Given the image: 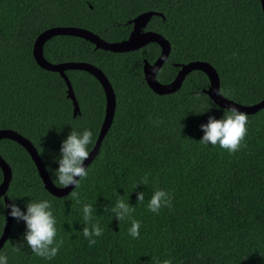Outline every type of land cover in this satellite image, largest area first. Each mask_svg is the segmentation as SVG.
I'll return each instance as SVG.
<instances>
[{
    "label": "trees",
    "instance_id": "obj_1",
    "mask_svg": "<svg viewBox=\"0 0 264 264\" xmlns=\"http://www.w3.org/2000/svg\"><path fill=\"white\" fill-rule=\"evenodd\" d=\"M145 11L156 13L142 30L160 33L169 45L155 73L158 82H170L181 63L204 60L215 69L224 97L251 104L264 96L259 0H0V128H11L33 144L55 185L60 186L54 170L62 142L73 130L88 129L94 143L105 98L92 74L66 69L78 106L73 114L62 77L34 61V38L47 27L73 25L118 41L128 37L131 19ZM41 53L53 63L83 60L97 66L113 89L114 112L85 166L88 176L60 196L43 187L24 147L0 138V156L11 171L5 189L10 204L26 212L30 201L48 200L57 240H64L55 258L38 257L23 239L25 222L11 217L0 246L8 264H162L166 259L172 264H264V105L246 113L247 146L229 154L199 142L201 125L210 116L221 119L227 109L204 91L208 78L202 70H190L167 93L146 84L143 60L151 63L158 56L156 42L110 51L79 36L55 34L42 43ZM146 173L148 185L135 189ZM156 188L174 196L172 207L159 214L147 208ZM137 192L145 193L143 204H138ZM121 196L135 207L123 221L105 212ZM84 204L93 205L92 223L98 221L104 229L92 247L82 232ZM132 219L141 222L139 239L128 234ZM4 222L0 196V233ZM18 242L24 245L15 251Z\"/></svg>",
    "mask_w": 264,
    "mask_h": 264
},
{
    "label": "clouds",
    "instance_id": "obj_2",
    "mask_svg": "<svg viewBox=\"0 0 264 264\" xmlns=\"http://www.w3.org/2000/svg\"><path fill=\"white\" fill-rule=\"evenodd\" d=\"M235 55V53L233 54ZM218 95H225L221 88L217 92ZM199 97H197L198 99ZM248 116L241 112L238 108L232 107L224 111V116L217 119L210 116L206 124L201 125L204 133L201 144L207 146H219L229 154H235L242 148L246 147ZM93 143L92 131L85 129L82 133L73 130L68 137L62 142L60 149V158L58 159V168L54 170L55 181L63 188L69 186H80V181L88 176V168L84 166L85 161L90 158L88 146ZM149 173H146L134 186L135 189L139 185H148ZM79 178V179H77ZM76 198V203H80L78 194L75 191L70 193ZM138 204L145 201V193L137 192ZM174 196L169 192L156 188L147 204V208L154 214H159L163 208H171ZM52 204L48 200L30 201L26 204V212L23 211L16 203L12 202L8 205L10 212L8 215L13 219L23 221L26 224V232L23 239L32 252L44 259L51 260L55 258L60 249L64 246L63 238L57 240L56 218L53 215ZM111 211L119 221L130 219L135 207L130 205L121 196L114 207L105 208V212ZM94 207L92 204H84L82 207L83 221L86 225L82 232L83 236L88 240L89 247L97 243L95 237H100L104 233V229L99 222L92 223ZM90 225V226H89ZM141 222L135 219L131 220V227L128 234L133 239L140 237ZM23 243H17L14 250L20 251ZM0 264H8L7 256H0ZM162 264H172L170 259H166Z\"/></svg>",
    "mask_w": 264,
    "mask_h": 264
},
{
    "label": "water",
    "instance_id": "obj_3",
    "mask_svg": "<svg viewBox=\"0 0 264 264\" xmlns=\"http://www.w3.org/2000/svg\"><path fill=\"white\" fill-rule=\"evenodd\" d=\"M261 11L264 18V0H259ZM155 11H145L141 12L135 17L131 19L132 28L127 38L118 40V41H108L101 38L96 33L92 32L89 29L79 26L73 25H61V26H51L43 29L40 31L33 40L32 43V56L34 61L42 68L47 70L56 71L62 77L65 86H66V95L70 98L72 103V112L73 114L78 110L77 102L74 97L70 81L65 74L64 70L66 69H82L90 74H92L100 83L105 98L104 104V113L102 117V121L97 132L96 138L94 140L93 145L89 149L90 158L85 161L84 166L88 164V162L93 158V156L97 153L100 141L105 134L107 128L110 125L113 112H114V105H115V98L113 89L104 75V73L94 64L83 61V60H66L60 62H50L47 61L41 53V46L42 43L52 35L55 34H69L82 37L88 41H90L95 48H102L110 51H127L135 49L141 45H144L147 42H156L160 46V53L158 56L151 62L148 63L145 59L143 60L142 70H143V77L146 84L149 86L156 93H167L176 89L184 75L189 72L190 70L200 69L202 70L207 78H208V87L204 89V91L208 94V96L213 100L215 104L223 108H232L236 107L241 112L244 113H252L262 107L264 105V96L251 104H241L235 102L231 99L224 97L223 95H218L217 92L219 90L218 86V76L216 74L215 69L213 66L204 60H190L185 63L179 64V68L174 76V78L167 83H160L155 78V73L163 60L165 59L169 45L168 41L158 32L152 30H142L145 22L149 18V16ZM7 137L17 141L29 154L31 160L33 161L43 187L53 195H64L66 194L72 186L68 188H63L61 186L55 185L52 180L50 179L44 165L35 149L33 144L24 136L16 132L11 128H0V138ZM0 169L2 172V179L0 182V196L3 198L4 206H5V222L0 233V246L2 245L3 241L5 240L7 233L9 231L11 217L8 215L10 212V205L9 199L5 195V189L8 185L9 179L11 177V171L8 163L0 156Z\"/></svg>",
    "mask_w": 264,
    "mask_h": 264
}]
</instances>
